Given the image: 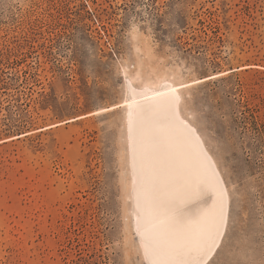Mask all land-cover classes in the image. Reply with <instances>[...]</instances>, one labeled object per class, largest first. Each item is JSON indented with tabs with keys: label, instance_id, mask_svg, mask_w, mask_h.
Wrapping results in <instances>:
<instances>
[{
	"label": "rangeland",
	"instance_id": "rangeland-1",
	"mask_svg": "<svg viewBox=\"0 0 264 264\" xmlns=\"http://www.w3.org/2000/svg\"><path fill=\"white\" fill-rule=\"evenodd\" d=\"M187 83L230 197L206 264H264V0H0V264H147L125 103Z\"/></svg>",
	"mask_w": 264,
	"mask_h": 264
},
{
	"label": "bare ground",
	"instance_id": "bare-ground-1",
	"mask_svg": "<svg viewBox=\"0 0 264 264\" xmlns=\"http://www.w3.org/2000/svg\"><path fill=\"white\" fill-rule=\"evenodd\" d=\"M190 85L130 86L125 103L135 220L147 264H206L228 228L226 184L182 114L181 91Z\"/></svg>",
	"mask_w": 264,
	"mask_h": 264
}]
</instances>
